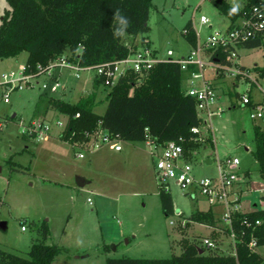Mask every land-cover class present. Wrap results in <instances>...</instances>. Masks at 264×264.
Segmentation results:
<instances>
[{
	"label": "rangeland",
	"instance_id": "1",
	"mask_svg": "<svg viewBox=\"0 0 264 264\" xmlns=\"http://www.w3.org/2000/svg\"><path fill=\"white\" fill-rule=\"evenodd\" d=\"M229 1L243 6L247 0ZM7 9V1L0 0V25ZM203 14L213 20L215 27L223 29L228 25V19L209 0H153L146 37L163 57L169 49L175 56L187 55L192 46L183 35L184 27L189 20L197 25ZM203 31L204 35L210 32ZM131 39L126 38V42L131 44ZM26 57L27 52H23L15 58L0 60V75L19 71ZM240 61L247 65L264 64V45L243 49ZM61 72L60 80L66 88L53 95L76 102L93 91V71L81 72L79 78L73 70L62 68ZM227 80L228 84L233 80L230 74ZM248 87L247 82H242L232 88L231 95L219 91L223 111L208 121V128L200 125L202 134L213 138L214 143L207 142L192 160L194 176L202 178L218 175V160L238 157L240 166L249 171L246 176L239 171L245 211L255 208V204L264 208V178L252 154L254 127L260 125L264 130V122L252 120L248 107L239 103L237 107L231 106L239 101L235 93H245ZM108 91L102 86L98 92V114L107 108ZM42 93L38 88L15 91L9 103L0 95V116L6 121L0 136V222H6L5 228L0 226V248L27 256L39 237L36 224L47 221L48 244L61 248L53 264H107L108 258H169L180 254L179 237L184 232L176 233L171 221H176L180 213L185 218L190 216L196 207L205 209L207 202L191 199L170 180L174 214L166 216L159 196L156 160L149 154L151 146L145 141L135 142L136 147L131 148L122 140L123 152L101 150L88 157L87 151L75 146L25 139L28 137L22 135L20 122L37 117L36 106L43 105L45 100ZM48 113L56 116L55 120L66 121V116L58 112ZM59 130L55 128L54 133ZM78 151L83 152V158L75 156ZM208 158L213 162L207 163ZM82 175L92 181L84 188L76 184V178ZM97 188L102 191L101 196ZM189 237L191 240L194 236ZM199 237L196 235L195 239ZM202 240L198 244L202 245ZM222 244L220 251L229 254L232 246ZM258 251L264 257V246Z\"/></svg>",
	"mask_w": 264,
	"mask_h": 264
},
{
	"label": "trees",
	"instance_id": "2",
	"mask_svg": "<svg viewBox=\"0 0 264 264\" xmlns=\"http://www.w3.org/2000/svg\"><path fill=\"white\" fill-rule=\"evenodd\" d=\"M6 1L9 9L5 11L0 25V60L27 52L25 64L28 73H38L39 66L47 68L62 56L81 67L114 62L131 52L126 42L128 37L132 38V49L152 47L146 34L150 28L153 0ZM209 1L234 24L260 0H247L234 14H230V10L235 5L229 0ZM118 11L130 22L120 36L114 35L120 27L116 19ZM183 35L191 46L197 45L192 20L185 25ZM263 45L264 35H261L243 44L241 49ZM217 55L219 63H225V53L218 51ZM250 70L257 79H264V66L256 65ZM196 71L198 67L194 64L183 70L177 62L162 61L147 72H129L113 86H106L103 78L94 77L93 91L76 102L43 92L41 96L45 100L43 105L36 106V114L46 115L55 111L66 116V128L58 137L74 146L90 143L99 130H104L123 141L140 142L150 138L159 147L175 141L183 146L185 158L192 161L207 142L213 144L206 134L192 131L193 127L201 125V118L195 98L185 92V83ZM102 86L109 89L108 104L105 112L98 114L95 106L98 105V92ZM235 94L237 97L241 95ZM257 104L253 101L249 107H256ZM254 141L252 154L264 178V130L260 125L254 127ZM158 186L164 214L173 215L174 202L170 189L160 181ZM262 199L264 201V196ZM246 219L250 226L244 223ZM188 220L208 225L217 222L212 209L198 208L188 216ZM257 221L261 223L256 224ZM233 224L236 231L235 253H222L218 247L206 252L198 241L184 238L181 240L182 252L178 255L169 258H108L107 264H264V257L258 251L264 246V208L246 214L235 213ZM36 227L39 237L33 241L28 255L0 248V264L54 262L61 248L48 244L50 228L47 221L36 224ZM212 239L219 246L216 235ZM252 239L256 241L255 246H251Z\"/></svg>",
	"mask_w": 264,
	"mask_h": 264
},
{
	"label": "built area",
	"instance_id": "3",
	"mask_svg": "<svg viewBox=\"0 0 264 264\" xmlns=\"http://www.w3.org/2000/svg\"><path fill=\"white\" fill-rule=\"evenodd\" d=\"M193 24L198 43L195 47H192V50L187 55L175 56L174 51L169 49L166 57H163L153 47L142 46L138 49H132L131 44L128 43L127 45L131 49L128 56L111 63L81 67L78 64L71 63L66 56H62L52 62L47 68L39 66L38 73H28L25 64L17 72L12 70L3 72L0 75L1 99L5 103H9L13 92L26 88H38L41 92L50 94L64 90L66 86L61 82L60 75L56 73V70L62 68L73 70V75L76 78H79L81 72L93 71L94 77L103 78L106 86H113L129 72L144 73L153 68L158 62L173 61L179 63L183 70H188L190 64L198 67V71L191 73L188 79L189 85L186 87L185 92L194 97L197 102L201 125L209 127L208 121L219 115L223 108L219 105V96L215 87L206 79L208 70L215 71V74H230L235 81H245L249 86H255L264 94L262 81L257 79L256 74L250 69H244L239 61L241 46L264 35V0H260L253 5L236 23L232 24L229 22V25L223 29L215 27L213 20L204 14L200 16L198 26L194 21ZM203 29H208L210 32L204 35ZM218 51L225 53V63H219L217 59ZM251 102H253V98L251 97L250 89H247L245 93L240 95L239 105L251 109L250 118L252 120L261 119L264 122V103H259L256 107H249ZM66 125L67 118L64 122L60 119L55 120L43 116L20 122L22 135L39 142L46 141L54 135L55 128L60 129L57 133V136H59L65 130ZM5 127L6 121L0 116V136ZM192 131L194 133H202V128L200 126L193 127ZM121 141L120 137L112 136L108 131L99 130L97 136L92 137L88 144L93 148L110 145L115 150H121ZM145 142L151 146L150 152L155 157L157 176L160 182L165 183L169 188V181L174 180L191 199L197 200L203 197L211 206H221L223 208L220 222L224 226V231L228 232L227 236L231 240V252L235 253L236 231L233 226L234 214L249 213L243 208V192L236 188L237 182L240 181V159L228 156L218 160L217 176L196 178L193 174L192 161L185 158L181 144L171 141L165 147H159L150 138ZM78 146L83 145L79 144ZM77 157L83 158V152L78 151ZM176 218V221H171L173 226H186L187 219L183 217V213L177 214ZM244 223L247 226L251 225L247 219ZM260 223V221L256 222V224ZM22 229L25 230L26 226L23 225ZM202 241V245H199L203 247L205 245L208 249L219 247L211 238H204ZM255 245L256 241L252 239L251 246Z\"/></svg>",
	"mask_w": 264,
	"mask_h": 264
},
{
	"label": "crops",
	"instance_id": "4",
	"mask_svg": "<svg viewBox=\"0 0 264 264\" xmlns=\"http://www.w3.org/2000/svg\"><path fill=\"white\" fill-rule=\"evenodd\" d=\"M214 23V22H213ZM214 25H215V23H214ZM228 25H229V20H228ZM227 25V26H228ZM193 47V46H192ZM192 47H191V50H192ZM243 49H247V48H242L241 50H240V57H239V61H240V58H241V51L243 50ZM252 49H254V48H252ZM27 57H28V55H27ZM27 57H26V60H27ZM26 62V61H25ZM240 63H241V61H240ZM242 64V66H244L245 68H248V69H251V68H253L254 66H256V65H258V66H261V67H263L264 66V64H259V63H254L253 65H247V64H245V63H241ZM58 71V72H57ZM56 73L58 74V75H60L62 72H61V69H58V70H56ZM215 74V73H214ZM222 75V76H221ZM224 75V76H223ZM206 79H208L210 82H211V84L213 85V87H215V89H216V91H217V93L219 94V91H222V93H224L225 95H231L232 94V92H233V90H232V88L233 87H236V86H238L240 83H242V82H245V81H235L234 79L231 81V83H229L228 84V80H227V75L226 74H223V73H220V74H217V75H213V72L212 71H207L206 72ZM261 81H262V84L264 85V79H260ZM189 85V81H187L186 83H185V87H187ZM254 87V88H253ZM247 89H250V94H251V97L253 98V101L255 102V103H264V94L258 89V88H256L255 86H249ZM253 89H255L256 90V93H254V91H253ZM219 96V95H218ZM218 98H220V96L218 97ZM220 104V103H219ZM233 108L234 107H237L238 106V102H235L234 101V103H232V105H231ZM248 110V109H247ZM52 112H55V111H52ZM47 116H46V118H51V119H53L54 117H56V116H53V115H50L49 113L48 114H46ZM38 116H41V114L40 115H37V117ZM13 117H16V114L15 115H13ZM44 117V116H43ZM208 128V127H207ZM26 136H24V138H25ZM25 139H31V138H25ZM211 140H212V142L214 143V141H213V138H211ZM46 143H50V142H54V143H56L57 145H61V143H62V145L64 144V145H70V146H74L73 144H70L69 142H67V141H63V140H61L58 136H57V134H54V135H52L48 140H46L45 141ZM126 143H128L129 145H130V147L131 148H134V147H136L135 146V142H130V141H125ZM75 147H78L80 150H83V151H87V153H88V157H90V156H94L95 154H97L98 152H101V150H108V151H116V152H123V147H122V149L121 150H115L112 146H110V145H102V146H99V147H91L90 146V144H86V145H83V146H75ZM253 152V151H252ZM77 154H78V152L75 154V156L77 157ZM149 154L150 155H152L151 154V152H149ZM86 156V157H87ZM153 157V156H152ZM78 158V157H77ZM154 158V157H153ZM207 160H210V162L209 163H212L213 162V160H212V158H208ZM241 163V162H240ZM239 171L240 172H244V175L246 176V174H247V172H248V170H246V169H244V168H242L241 166H239ZM78 176V175H77ZM83 176V175H82ZM83 178H84V180H85V185L83 186V187H81V188H84L85 186H87L88 184H90V183H92V181H90V179H88V177H85V176H83ZM59 182V181H58ZM77 184V183H76ZM236 188L238 189V190H240L241 192H242V188H241V182L240 181H238L237 182V184H236ZM97 194L99 195V196H101V193H102V191L100 190V189H98L97 188ZM199 199H204L205 200V202H207V206H206V208L205 209H201V208H199V207H196L195 208V210L198 208V209H201V210H208V209H212V211L214 212V214H215V216H216V220H217V222H216V224L215 225H208V224H204V223H198V222H193V221H189L188 220V217H186V219H187V224H186V226L185 227H182V226H174L175 227V231H176V233H178V230L180 231V232H184L183 234H179L180 235V237H179V239H180V242H181V240H183L184 238L185 239H188V238H191V237H189V236H194L192 239H191V241H198V240H201L202 238L204 239V238H211L212 239V237H213V235L215 236L216 235V240L218 241V243H219V247L220 248H222L223 247V244L222 243H224V242H227L228 244H230L231 246H232V244H231V240H230V238L225 234V231H224V226L221 224V222H220V217H221V215H222V212H223V208L221 207V206H211L209 203H208V201L205 199V198H199ZM199 199H197V202H198V200ZM88 201H90V202H92L91 201V199L90 198H88ZM255 208H258L257 207V205L255 204ZM255 208H253L252 210H249L248 212H251V211H253V210H255ZM48 223V222H47ZM187 231L190 233H188L187 234ZM185 232H186V235H185ZM178 235V236H179ZM196 235H199L200 237L198 238V240H196L195 239V236ZM182 237V238H181ZM175 240V239H174ZM213 240V239H212ZM177 242H178V239L176 240ZM55 261V260H54ZM54 263V262H53ZM52 263V264H53Z\"/></svg>",
	"mask_w": 264,
	"mask_h": 264
},
{
	"label": "clouds",
	"instance_id": "5",
	"mask_svg": "<svg viewBox=\"0 0 264 264\" xmlns=\"http://www.w3.org/2000/svg\"><path fill=\"white\" fill-rule=\"evenodd\" d=\"M239 10V5H235L231 10L230 14H234ZM116 19L119 22L120 27L116 29L114 35L120 36L124 34L125 29L129 26L130 22L127 17L121 16L119 11L116 13Z\"/></svg>",
	"mask_w": 264,
	"mask_h": 264
},
{
	"label": "water",
	"instance_id": "6",
	"mask_svg": "<svg viewBox=\"0 0 264 264\" xmlns=\"http://www.w3.org/2000/svg\"><path fill=\"white\" fill-rule=\"evenodd\" d=\"M210 160H207V163H209ZM0 170H1V167H0ZM76 183L79 187H83L85 185V180L83 177H77L76 178ZM0 226L5 228L6 227V222L2 221L0 222ZM200 252L202 253V250H200Z\"/></svg>",
	"mask_w": 264,
	"mask_h": 264
}]
</instances>
